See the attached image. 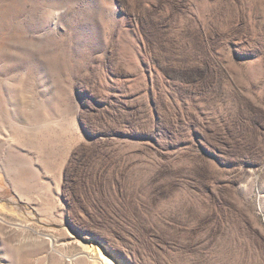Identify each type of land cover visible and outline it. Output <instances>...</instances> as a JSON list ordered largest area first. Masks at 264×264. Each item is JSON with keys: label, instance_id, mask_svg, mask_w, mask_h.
Wrapping results in <instances>:
<instances>
[{"label": "rangeland", "instance_id": "374dc122", "mask_svg": "<svg viewBox=\"0 0 264 264\" xmlns=\"http://www.w3.org/2000/svg\"><path fill=\"white\" fill-rule=\"evenodd\" d=\"M102 257L264 264V0H0V264Z\"/></svg>", "mask_w": 264, "mask_h": 264}, {"label": "bare ground", "instance_id": "6f19581e", "mask_svg": "<svg viewBox=\"0 0 264 264\" xmlns=\"http://www.w3.org/2000/svg\"><path fill=\"white\" fill-rule=\"evenodd\" d=\"M102 255H103V254H102ZM102 258H103V257H102ZM104 258H105V257H104ZM104 258H103V259H104ZM104 261H105L106 264H111V262H110L107 258H105Z\"/></svg>", "mask_w": 264, "mask_h": 264}]
</instances>
